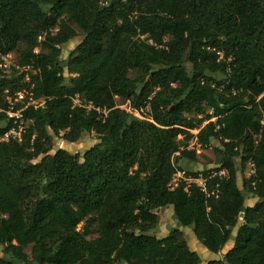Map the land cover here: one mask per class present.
Masks as SVG:
<instances>
[{"label": "trees", "instance_id": "obj_1", "mask_svg": "<svg viewBox=\"0 0 264 264\" xmlns=\"http://www.w3.org/2000/svg\"><path fill=\"white\" fill-rule=\"evenodd\" d=\"M13 53L0 67V138L19 132L0 142V264H202L180 227L214 255L232 243L207 264H264V0H0V65ZM84 133L98 142L82 156L50 154ZM194 138L218 144L228 175L170 191L178 171L199 172L178 166L195 161ZM166 208L176 227L158 238Z\"/></svg>", "mask_w": 264, "mask_h": 264}, {"label": "rangeland", "instance_id": "obj_2", "mask_svg": "<svg viewBox=\"0 0 264 264\" xmlns=\"http://www.w3.org/2000/svg\"><path fill=\"white\" fill-rule=\"evenodd\" d=\"M82 36L79 34V37H77L75 40H72L68 44L64 45L62 47V60H66L70 52H72L75 47L81 42ZM5 58V66L8 68L9 66H14L16 63L17 55L15 53L7 55ZM7 71L6 73H8ZM67 74H65L66 76ZM23 94H20V97H18L15 102L11 104V106L14 105L16 102H20V100L23 98ZM31 102V101H30ZM33 105H36L37 102H31ZM79 103V101H78ZM116 104L118 107L122 110H128L127 103L123 102L122 100H117ZM25 126V125H24ZM23 125H18L19 131L23 130ZM18 134L16 132H13V136H17ZM178 140L181 142V144H185L183 139L180 137ZM97 137L94 133H84L79 140L76 143H67L60 139H54L53 140V150L50 152V154H54L57 150H64L68 152L69 154L75 155L78 154L82 156L88 149H90L95 143H97ZM188 143L187 148L189 147ZM218 144L216 142H212L211 146L209 148H199L198 146L189 147L190 150H197L199 148V152L196 153V159L195 161H188V160H180L179 167L182 168L185 171L189 172H196L198 170H201L203 168H212L215 167L214 161H215V151L214 149L217 148ZM245 177L247 178L249 175V169L248 166H245L244 169ZM238 184L240 188L242 187V175L238 174ZM255 202V199H249L248 202H246L247 205H253ZM176 223L173 218V213L171 208L163 209L162 211L158 212V223L155 227V235L158 238H164L166 237L169 232L172 229H175ZM180 230L183 232L184 237L186 239V242L190 249L197 253V255L200 257L202 264H207L209 261H212L213 259H217L218 255H214L209 253L205 248H203L195 239L194 234L191 230V228H182L180 227ZM235 235V230L233 232ZM232 244L231 242L228 243L227 246H225L224 250H228V248H231ZM26 252L30 253V248L26 250ZM0 257H3L2 255V248H0ZM5 259H8L7 257H4ZM220 258V257H219Z\"/></svg>", "mask_w": 264, "mask_h": 264}, {"label": "built area", "instance_id": "obj_3", "mask_svg": "<svg viewBox=\"0 0 264 264\" xmlns=\"http://www.w3.org/2000/svg\"><path fill=\"white\" fill-rule=\"evenodd\" d=\"M1 61L3 63L0 65V67L6 68L5 63H4L5 62V58L2 57ZM19 97H20V95H19ZM75 103L78 104V98H76ZM126 111L131 113V114H133L139 120H144V121L151 122V116H150V113H149V107L144 108V109H139V110H132V109L128 108V110H126ZM7 115L10 118L21 119V116H20L19 112H16V113L12 112L11 104H10V107H9V111L7 112ZM15 124L16 123H14V125ZM18 125H22V124H18ZM13 132L14 131L5 134L2 138H0V142L1 141H5V142L8 141L10 136L11 135L13 136ZM198 132H199V130L190 131V133L193 136H196L198 134ZM17 134L18 135L16 137H19V132ZM193 146H198L200 148V146L197 145V142H196L195 138L191 141V144H189V147H193ZM189 147L187 148L188 151H193L194 150V149L190 150ZM199 148L196 151L195 150L194 151L196 153L199 152ZM247 166H248V169H249L248 175H252L254 173L253 165L251 163H248ZM198 171L199 172H198V174L195 177L188 176L185 172L178 171L171 178V180H170V182L168 184V189L170 191H174L175 189H177V187H178V185L180 183H184L186 185V188L188 186H190V185H195L197 188H199V190L201 192L207 193V184H206V182H207L208 179H211V178H214V177H218L219 179H224L228 175L226 170L217 171L216 169H214V167L206 168V170L203 168V169L198 170ZM205 171H206V174L204 173Z\"/></svg>", "mask_w": 264, "mask_h": 264}, {"label": "crops", "instance_id": "obj_4", "mask_svg": "<svg viewBox=\"0 0 264 264\" xmlns=\"http://www.w3.org/2000/svg\"><path fill=\"white\" fill-rule=\"evenodd\" d=\"M232 244V243H231ZM230 248H228V250H229ZM228 250H226V251H228ZM225 250H223V252H222V254H224L225 252H226ZM222 254L221 255H218V258L217 259H213V260H219V259H221L222 258ZM220 257V258H219Z\"/></svg>", "mask_w": 264, "mask_h": 264}, {"label": "water", "instance_id": "obj_5", "mask_svg": "<svg viewBox=\"0 0 264 264\" xmlns=\"http://www.w3.org/2000/svg\"><path fill=\"white\" fill-rule=\"evenodd\" d=\"M242 216V215H241Z\"/></svg>", "mask_w": 264, "mask_h": 264}]
</instances>
